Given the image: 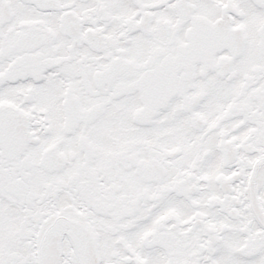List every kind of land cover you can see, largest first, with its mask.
I'll return each mask as SVG.
<instances>
[{"label": "snow or ice", "instance_id": "6c2138e0", "mask_svg": "<svg viewBox=\"0 0 264 264\" xmlns=\"http://www.w3.org/2000/svg\"><path fill=\"white\" fill-rule=\"evenodd\" d=\"M0 264H264V0H0Z\"/></svg>", "mask_w": 264, "mask_h": 264}]
</instances>
